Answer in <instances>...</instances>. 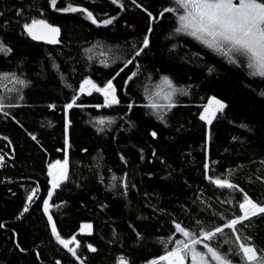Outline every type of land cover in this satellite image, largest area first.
<instances>
[{
  "label": "trees",
  "instance_id": "trees-1",
  "mask_svg": "<svg viewBox=\"0 0 264 264\" xmlns=\"http://www.w3.org/2000/svg\"><path fill=\"white\" fill-rule=\"evenodd\" d=\"M125 2L127 10L120 11L110 0H95V3L93 0H75V3L93 10L99 20L117 17L113 25L97 28L79 14L53 12L47 6V0H0V10H6L3 19L11 22V28L7 32L0 30V37L15 49L12 57L0 56V73L19 72L23 68L32 81V86L24 90L25 101L22 103L25 106L10 110L12 115L9 117L0 114V137H7L12 142L9 145L8 140L0 139V155H5L6 159V166L0 167V223L5 224V228L0 229V264H41V260L43 264H54L56 259H60L62 264H75L73 258L55 244L42 212V199L46 198L48 187L47 165L63 155L57 151L63 145L62 105L72 95L71 89L61 82L59 73L51 67L48 58L51 56L55 59L67 82L73 87H78L85 76L92 77L98 83L110 78L114 75V69L118 70L122 66L121 61L131 52L132 43L141 39L146 29L144 14L130 0ZM142 2L152 3L159 10L167 6L170 0ZM64 3L65 0H58V6ZM20 7L24 8L25 16L39 17L43 12L51 22L61 25L64 46L45 45L22 35L16 23L21 18L15 16V10ZM163 24V28H156L152 50L147 56L138 58L143 65V75L130 88L131 98L142 104L145 102V87L153 88L161 74L169 75L178 86L192 85V95L179 98L182 106L173 110L168 127L148 115L146 110L136 108L131 117L134 127L129 130V126L118 119L123 115V105L129 97H123V104L114 110L88 108L75 109L70 113L73 122L70 130L73 143L70 172L73 182L53 197L56 203L63 205L59 210L53 208L54 219L64 238L78 233L82 223H92L94 240L102 249L101 260L104 264H111L115 256L125 251L135 252L137 264H144L145 259L163 254L162 246L155 241L167 238L174 229L170 223L171 218L152 212L147 207L149 202L172 212L184 219L185 223L188 219L179 210L181 203L189 208L191 216L204 217L209 211H225L227 206L220 205L216 199V196H220L219 190H214L202 179L200 167L204 158V132L202 122L196 115L201 111L197 105L206 103L207 98L212 95L225 99L231 105L228 116L214 122L213 126L211 152L212 158L219 160L222 166L218 171L226 173L228 169H233L234 182L253 199L264 201V183L257 179V176L264 177V166L260 164L264 160V102L244 87L248 82L244 72L202 49L195 41L177 38L175 42L183 47L176 53H169L168 48L173 42L166 40L165 36L171 29L172 21L167 19ZM97 42L103 45V52L112 64L111 67L104 68L100 65L102 57L99 49L91 53L94 57L91 64L86 59L88 54L83 49ZM197 51L207 61L215 62L218 71L213 76L207 75L206 66L184 62L185 59H191V54ZM42 69L43 74L38 75ZM148 73L153 75L151 81L146 79ZM123 78L126 77L122 73L114 83L122 84ZM6 87L10 88L12 85L7 81H0V95L5 94ZM82 100L93 104L103 102V98L95 93L91 97H82ZM51 103L57 105L55 111L49 110L48 105ZM101 115L117 118V125L113 126L111 132L97 133L89 123L91 119ZM232 119L238 123L251 124L254 132H246L236 124L229 123ZM49 122L53 126H47ZM181 124L184 128L177 132L176 129ZM154 129L160 131L159 145L148 135ZM28 132L37 135L39 144L31 140ZM234 136L239 137V141H233ZM83 148H87L88 152H83ZM141 148L144 150L143 161L140 159ZM153 148L176 169L172 177H169V169L159 159L151 156ZM122 153L128 158L127 168L119 161ZM13 156L14 159H10ZM98 165H102L99 170L105 177L104 184L99 182L96 175ZM109 168L111 172L108 171ZM123 171H128L130 181L137 185V189L131 190L127 198H120L106 189V185L110 183L109 177L112 174L120 176ZM184 180H188L192 188L186 186ZM77 184L80 187H76ZM37 185L40 186L38 195L41 199L34 201L30 213L25 214L23 220H17L27 195ZM197 185L200 189H206L205 197L212 205L211 209L202 212V205L192 204ZM213 191L216 196L211 195ZM146 192L149 193L147 199L144 196ZM220 198L223 199V196ZM103 204L109 207L102 209ZM140 215L149 218L141 220L138 218ZM130 224L138 226L137 231H141L145 237L143 241L137 242L134 239V234L128 227ZM240 227L242 235L252 237L257 246L264 248V219L253 218L246 226ZM113 229L119 234V243L109 242ZM13 233L18 234L22 246L28 250L27 254L11 251L16 238ZM77 238L82 243L93 241L89 237ZM35 251L42 253L41 260L36 259ZM87 255L92 256L90 253ZM97 264H101V261H97Z\"/></svg>",
  "mask_w": 264,
  "mask_h": 264
},
{
  "label": "snow or ice",
  "instance_id": "snow-or-ice-1",
  "mask_svg": "<svg viewBox=\"0 0 264 264\" xmlns=\"http://www.w3.org/2000/svg\"><path fill=\"white\" fill-rule=\"evenodd\" d=\"M130 2L144 14L146 29L142 38L132 43L131 52L121 61L122 66L118 70L114 69V75H111L110 78L98 83L92 77L85 76L79 82L78 87H73L71 83L67 82L64 73L61 71V66L56 63L55 59L51 56L48 58L51 61V67L59 73L61 82L66 88L71 89L72 95L62 105L63 145L57 151L62 152L63 155L60 159H55L47 165L48 187L46 188V198L42 199V212L46 217V223L50 228V234L55 244L65 250L73 258L75 264H97V261L104 264V262L101 260L102 249L94 240L92 223H82L78 233L73 234L70 238H64L54 219L53 208L59 210L63 205L56 203L53 197L57 195L58 191L63 190L65 186L73 182L70 172L72 166L70 152L73 148L70 130L73 122L70 119V113L75 109L84 110L88 108L114 110L123 104V97H129L127 103L123 105L125 109L123 115L118 117L119 120L129 126V130L134 127L131 117L136 108L146 110L148 115L155 117L164 127H168L169 117L173 114V110L182 106L179 98L192 95V85L178 86L169 75L161 74L159 81L153 88L145 87L143 97L145 102L142 104H138L135 99L131 98L130 88V85L143 75V65L138 58L147 56L148 52L152 50L156 28H163L165 20L171 19L172 21L171 29L165 36L166 40L173 42L168 48L169 53H176L179 48L183 47L182 44L175 42L177 38L183 37L195 41L202 49L219 57L229 66L244 72L248 80L244 87L261 102H264V0H170L167 6H163L159 10H156L152 3L145 4L142 0L141 2L130 0ZM110 3L120 11L127 10L125 0H110ZM47 6L53 12L66 15L79 14L97 28L108 27L117 20L116 16L99 20L94 15L93 10L75 3V0H65V3L60 6H58V0H47ZM5 15L6 10H0V30L7 32L11 28V22H5L3 19ZM15 16L21 18L16 21L21 29V34L31 41L42 42L49 46H64L62 26L51 22L43 12L40 13L39 17L25 16L24 8L20 7L15 10ZM98 49L101 50L102 57L99 60L100 65L104 68L111 67L112 64L109 62L106 53L103 52V45L100 42L83 49L84 53L88 54L86 55L88 62L90 64L93 62L94 57L91 53ZM14 55V47L8 44L3 37H0V56L12 57ZM184 62L197 63L202 67L206 66L208 76H213L218 71L215 62L207 61L200 51L192 53L191 59H185ZM156 71L159 72V69ZM122 73L126 77L123 78V83L120 85L114 83L118 77H121ZM42 74L43 69L38 75ZM146 79L151 81L153 79L152 73H148ZM0 81H7L12 85L10 88H5L4 95H0V114L9 117L12 115L10 110L25 106L22 103L25 101L24 90L32 86V81L25 74L23 68L19 72L0 73ZM94 93L103 98L102 103L93 104L82 100V97H91ZM56 107L57 105L54 103L48 105L49 110L52 111H55ZM197 107L201 109L196 115L202 122L204 132L202 148L204 158L200 165L202 179L207 181L214 190H219L223 199L216 196L215 191L211 195L216 196L220 205L227 207L223 212L209 211L207 216L202 217L199 215L191 216L189 208L181 203L179 210L188 219V222L185 223L184 219L173 215L172 212L166 211L159 205L153 206L149 202L147 207L151 208L152 212H158L171 218L170 223L174 231L167 238H159L155 241L162 246L163 254L153 259H145L144 264H264V248L257 246L252 237L242 235L240 227L246 226L247 222L252 221L253 218L264 219V201L253 199L248 192L234 182L233 169H228L226 173L223 170L218 171V168L222 169L220 161L212 158L214 122L226 118L231 105L225 99L212 95L207 98L206 103L197 105ZM13 119H15L14 116ZM228 122L236 124L249 133L255 130L249 123H238L235 119ZM16 123L23 127L19 120H16ZM89 123L92 124L97 133L103 134L113 130V126L117 125V118L101 115L91 119ZM47 126L53 125L49 122ZM183 128L184 125L181 124L176 131L180 132ZM121 130L124 129L121 128ZM148 135L152 141L159 145L160 131L158 129L150 131ZM28 136L32 141L39 144L37 135L28 132ZM0 139L8 140L7 137H0ZM232 140L239 141V137L234 136ZM240 142L244 143V141ZM11 143L8 140V144L11 145ZM82 151L87 153L88 149L83 148ZM139 151L140 159L143 161L144 150L141 148ZM151 156L159 159L160 163L169 169V177L173 176L176 169H173L159 155L156 148L152 149ZM10 159H14V156ZM119 161L125 168L128 167L129 161L126 154H120ZM260 164L264 166V160H261ZM4 166H6L5 155H0V167ZM101 167L102 165L97 166L96 175L99 182L104 184L105 177L99 170ZM108 171L111 172V169L109 168ZM149 176L151 178V174ZM257 179L264 183V177L257 176ZM109 180L110 183L106 185V189L114 192L120 198H127L131 190L137 189V185L130 181L128 171H123L120 176L112 174ZM8 182L11 183V181ZM184 184L192 188L188 180H184ZM76 187H80V185L77 184ZM39 191L40 186L37 185L27 195L22 210L16 217L17 220H23L25 214L30 213L34 201L41 199L38 195ZM205 191L206 189H200L197 185L192 200V204L198 203L203 206L202 212L212 208L205 197ZM144 196L147 199L149 193H144ZM101 207L104 209L108 208L109 205L103 204ZM212 217L216 219L213 220ZM138 218L145 220L149 217L140 215ZM128 227L137 242L145 239L142 232L137 231L138 226L130 224ZM3 228H5V224L0 223V229ZM13 236L16 238L13 240L11 251L27 254L28 250L22 246L18 234L13 233ZM78 236L93 238V241L82 243L77 238ZM109 242H120L119 234L115 229H113ZM88 253L92 256L87 255ZM41 256L40 251H35L37 260H41ZM41 264H43L42 260ZM54 264H62V261L56 259ZM111 264H137L136 254L134 251L131 253L125 251L123 254L115 256Z\"/></svg>",
  "mask_w": 264,
  "mask_h": 264
}]
</instances>
